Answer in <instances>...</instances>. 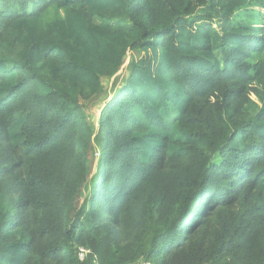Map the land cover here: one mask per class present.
I'll return each mask as SVG.
<instances>
[{"label":"trees","instance_id":"16d2710c","mask_svg":"<svg viewBox=\"0 0 264 264\" xmlns=\"http://www.w3.org/2000/svg\"><path fill=\"white\" fill-rule=\"evenodd\" d=\"M141 263L264 264V0H0V264Z\"/></svg>","mask_w":264,"mask_h":264},{"label":"rangeland","instance_id":"374dc122","mask_svg":"<svg viewBox=\"0 0 264 264\" xmlns=\"http://www.w3.org/2000/svg\"><path fill=\"white\" fill-rule=\"evenodd\" d=\"M129 62V59L126 60L125 65H127ZM105 86L107 88L108 86V81H105ZM101 108H102V103L97 102L96 104H94L91 107L86 108V113L89 116V119L92 121V123H96V121L98 120L99 116H100V112H101ZM98 154L95 155V161L94 164L92 166V172L91 175H95L96 173V165H97V158H98ZM142 264V263H141Z\"/></svg>","mask_w":264,"mask_h":264},{"label":"built area","instance_id":"2783aa9c","mask_svg":"<svg viewBox=\"0 0 264 264\" xmlns=\"http://www.w3.org/2000/svg\"><path fill=\"white\" fill-rule=\"evenodd\" d=\"M87 254V251L84 249H80V259L83 260Z\"/></svg>","mask_w":264,"mask_h":264}]
</instances>
